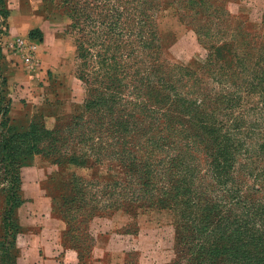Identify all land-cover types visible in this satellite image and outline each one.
Here are the masks:
<instances>
[{"label": "rangeland", "instance_id": "rangeland-1", "mask_svg": "<svg viewBox=\"0 0 264 264\" xmlns=\"http://www.w3.org/2000/svg\"><path fill=\"white\" fill-rule=\"evenodd\" d=\"M31 1L44 23L17 43L19 55L13 59L28 60L32 95L20 94L31 104L23 117L10 116L9 124L17 128L13 133H23L34 123L40 132L53 128L58 117L67 123L85 107L89 81L96 79L77 58L78 34L67 9L57 0ZM137 1L152 6L147 14L158 25L162 61L194 68L217 91L226 114L217 139L208 149L197 150V166L188 174L156 164L150 168L156 177L148 183L141 177L140 162L132 178L128 171L133 161H56L84 151L77 132L69 144H54L53 151L62 149L50 154L44 153L51 147L44 136L18 135L14 145L37 144L43 151L18 170L0 159V218L12 215L16 233L46 219L56 225L66 246L79 248L87 258L103 230L99 227L123 213L131 223L120 230L130 242H135L139 221L145 228L142 246L153 264H264V0ZM2 77L0 70L4 107L21 89L4 86ZM1 143L0 133V157ZM132 195L139 200L130 201ZM35 211L45 217L34 218ZM10 235L16 236L14 230ZM4 236L0 231V239ZM137 256L133 251L129 260L135 263Z\"/></svg>", "mask_w": 264, "mask_h": 264}, {"label": "trees", "instance_id": "trees-1", "mask_svg": "<svg viewBox=\"0 0 264 264\" xmlns=\"http://www.w3.org/2000/svg\"><path fill=\"white\" fill-rule=\"evenodd\" d=\"M57 1L67 9L76 27L77 58L83 60L89 75L96 79L89 81L81 74V79L89 81L85 107L75 112L67 123L58 117L53 128L46 126L41 132L34 123L23 133H13L17 128L9 124L12 104L9 98L4 107L0 106L3 118L0 122L3 127L0 131L1 161L18 170L30 164L32 155L43 151L37 144L32 147L14 145L12 141L18 135L24 139L44 136L51 144L50 151L44 153L50 154L54 144L61 140L64 145L69 144L72 134L77 132L84 151L71 155V159L56 161L78 163L80 160L74 158H82L83 163L92 162L93 165L107 159L133 161L128 171L132 178L136 177L133 167L140 162L144 166L141 177L148 183L156 177L150 171L156 164H166L182 176L188 174L197 166V150L208 149L226 122L217 91H211L208 83L195 75L194 68L162 61L158 25L147 14L152 8L150 3L137 0ZM7 17V8L0 7V21L5 26ZM3 33L0 27V54ZM2 84H8L5 77ZM65 152L70 151L65 149ZM155 196L153 194L151 199ZM129 200L139 198L132 195ZM120 204L125 206L126 212H131L123 200ZM10 208L9 211L14 212ZM11 217L3 220L16 234ZM73 248L81 255L79 248ZM2 259H5L3 255Z\"/></svg>", "mask_w": 264, "mask_h": 264}, {"label": "crops", "instance_id": "crops-1", "mask_svg": "<svg viewBox=\"0 0 264 264\" xmlns=\"http://www.w3.org/2000/svg\"><path fill=\"white\" fill-rule=\"evenodd\" d=\"M34 5L31 0H0V7L8 10L7 26L0 21V27L5 26L1 39L0 70L9 85L21 89L13 96L9 112L12 118L17 119L24 116L27 103L31 104L30 100L22 101L20 94L32 95V68L28 60L13 58L19 55L17 41L31 30L43 26L44 17ZM22 82H25L26 88H23ZM33 217L44 218V212L35 211ZM45 220L40 223L35 221L33 227L24 225L16 236H11V228L0 218V231L5 235L0 239L1 254L5 257L0 264H153L142 246L147 236L141 222L133 234L135 242H130L128 234L120 230L130 225L128 215L119 213L114 220L104 221V225L99 227L103 230L95 236L92 255L87 258L81 256L77 249L66 246L59 237L56 225ZM133 251L138 254L135 263L129 260Z\"/></svg>", "mask_w": 264, "mask_h": 264}, {"label": "built area", "instance_id": "built-area-1", "mask_svg": "<svg viewBox=\"0 0 264 264\" xmlns=\"http://www.w3.org/2000/svg\"><path fill=\"white\" fill-rule=\"evenodd\" d=\"M20 42H21V40H19V43H18V41H17L18 44H20Z\"/></svg>", "mask_w": 264, "mask_h": 264}]
</instances>
